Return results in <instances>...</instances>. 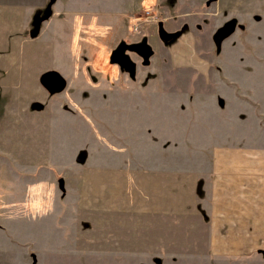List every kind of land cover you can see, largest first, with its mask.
Listing matches in <instances>:
<instances>
[{
    "label": "rangeland",
    "instance_id": "1",
    "mask_svg": "<svg viewBox=\"0 0 264 264\" xmlns=\"http://www.w3.org/2000/svg\"><path fill=\"white\" fill-rule=\"evenodd\" d=\"M142 39L132 79L110 56ZM244 145L264 0H0V264H264L212 254L208 180Z\"/></svg>",
    "mask_w": 264,
    "mask_h": 264
},
{
    "label": "crops",
    "instance_id": "2",
    "mask_svg": "<svg viewBox=\"0 0 264 264\" xmlns=\"http://www.w3.org/2000/svg\"><path fill=\"white\" fill-rule=\"evenodd\" d=\"M212 182L211 243L213 255L247 259L264 253V147L244 145L221 155ZM214 188V189H213Z\"/></svg>",
    "mask_w": 264,
    "mask_h": 264
},
{
    "label": "water",
    "instance_id": "3",
    "mask_svg": "<svg viewBox=\"0 0 264 264\" xmlns=\"http://www.w3.org/2000/svg\"><path fill=\"white\" fill-rule=\"evenodd\" d=\"M52 3L53 0H51V4ZM51 15L52 10L51 8H49L46 16L41 17L35 21L33 31L30 34L31 37L36 38L39 35L41 25L43 24V22L47 21L51 17ZM234 25L235 23L233 21L229 22L225 26L219 28L215 33L214 42L218 49L221 48L223 42L235 31ZM159 33L161 35H165L166 37L169 35V33L164 30L163 23L159 24ZM127 51L135 52L139 56H141L143 58L144 66L150 65L151 57L153 56L154 52L149 44H147V40H143L142 43L133 44H128L123 41L115 50H113L110 56V62L112 64L118 65L122 70L126 71L132 79H135L137 73V64L127 54ZM61 183L63 184V181H61Z\"/></svg>",
    "mask_w": 264,
    "mask_h": 264
},
{
    "label": "flooded vegetation",
    "instance_id": "4",
    "mask_svg": "<svg viewBox=\"0 0 264 264\" xmlns=\"http://www.w3.org/2000/svg\"><path fill=\"white\" fill-rule=\"evenodd\" d=\"M234 30H236V24L234 25ZM217 31H218V30H217ZM217 31H216V32H217ZM167 33H168V32H167ZM233 33H234V32H233ZM233 33H232V34H233ZM159 34H160V33H159ZM232 34H231V36H232ZM169 35H173V34H170V33H169ZM169 35H168L167 37H169ZM174 35H176V34H174ZM214 35H215V34H214ZM160 36H161V37H166L165 35H161V34H160ZM229 37H230V36H229ZM229 37H228V38H229ZM228 38H227V39H228ZM227 39H226V40H227ZM143 40H147V39H142L141 42H136V43H142ZM213 40H214V36H213ZM120 43H121V42H120ZM120 43H119V44H120ZM119 44H118V45H119ZM128 44H129V43H128ZM132 44H133V43H132ZM147 44H149L148 41H147ZM215 45H216V44H215ZM149 46H150V44H149ZM117 47H118V46H117ZM117 47H116V48H117ZM150 47H151V46H150ZM216 47H217V46H216ZM116 48H115V49H116ZM151 48H152V47H151ZM115 49H114V50H115ZM217 49H218V48H217ZM220 49H221V48H220ZM220 49H219V50H220ZM152 50H153V49H152ZM153 52H154V50H153ZM129 53H131V54H135V55L139 56V55H138L137 53H135V52L127 51V54H128V55H129ZM153 55H154V53H153ZM139 58L141 59V61H142V63H143V58H142L141 56H139ZM131 59H132V58H131ZM114 65H116V64H114ZM125 72H126V71H125Z\"/></svg>",
    "mask_w": 264,
    "mask_h": 264
}]
</instances>
